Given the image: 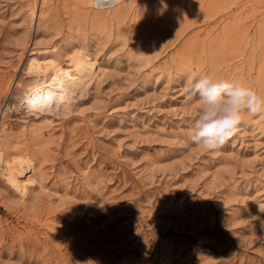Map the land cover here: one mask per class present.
Instances as JSON below:
<instances>
[{
    "label": "rangeland",
    "instance_id": "374dc122",
    "mask_svg": "<svg viewBox=\"0 0 264 264\" xmlns=\"http://www.w3.org/2000/svg\"><path fill=\"white\" fill-rule=\"evenodd\" d=\"M77 49L83 87L20 101L33 53ZM204 74L264 97V0H0V149L33 166L0 175V264H264V114L193 144Z\"/></svg>",
    "mask_w": 264,
    "mask_h": 264
},
{
    "label": "clouds",
    "instance_id": "9594fccd",
    "mask_svg": "<svg viewBox=\"0 0 264 264\" xmlns=\"http://www.w3.org/2000/svg\"><path fill=\"white\" fill-rule=\"evenodd\" d=\"M91 6L103 11L115 8L119 0H90ZM189 99L198 96L202 109L194 120L190 140L207 151H216L238 131L245 112L264 114V97L244 83L216 79L208 74L189 77Z\"/></svg>",
    "mask_w": 264,
    "mask_h": 264
},
{
    "label": "bare ground",
    "instance_id": "6f19581e",
    "mask_svg": "<svg viewBox=\"0 0 264 264\" xmlns=\"http://www.w3.org/2000/svg\"><path fill=\"white\" fill-rule=\"evenodd\" d=\"M86 1L91 4L90 0ZM38 53L42 52L38 51ZM53 57L43 52L41 56L33 53L28 59L26 65L29 72H37L38 75L46 74L47 71L50 73L25 86L19 99L27 107L39 109L45 107L52 98H67L76 88L83 87L96 71V61L89 54L78 49L74 50L69 58L67 57L65 67L60 66ZM31 167L33 168L29 158L21 155L10 158L0 149V175L18 193L23 194L26 191L28 181L22 179L21 175Z\"/></svg>",
    "mask_w": 264,
    "mask_h": 264
}]
</instances>
